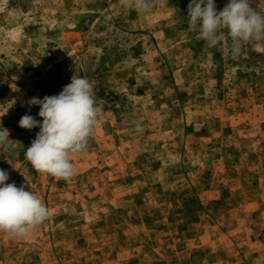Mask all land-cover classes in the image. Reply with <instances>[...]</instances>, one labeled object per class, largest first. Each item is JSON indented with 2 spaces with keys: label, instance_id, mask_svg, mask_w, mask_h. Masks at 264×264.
Listing matches in <instances>:
<instances>
[{
  "label": "rangeland",
  "instance_id": "1",
  "mask_svg": "<svg viewBox=\"0 0 264 264\" xmlns=\"http://www.w3.org/2000/svg\"><path fill=\"white\" fill-rule=\"evenodd\" d=\"M190 2L0 0V169L50 210L28 238L0 232V264H264V41L231 58L224 30L209 48ZM74 74L94 83L99 124L64 181L33 169L39 128L18 122L42 121L26 101Z\"/></svg>",
  "mask_w": 264,
  "mask_h": 264
},
{
  "label": "clouds",
  "instance_id": "2",
  "mask_svg": "<svg viewBox=\"0 0 264 264\" xmlns=\"http://www.w3.org/2000/svg\"><path fill=\"white\" fill-rule=\"evenodd\" d=\"M125 7L147 13L155 8L157 0H122ZM189 31L198 34L209 48L224 40V30L231 39L224 55L237 58L245 43L264 41V14L256 11L250 0H228L220 11L214 0H191L187 6ZM39 106L37 120L25 114L19 127L27 130L39 128L35 139L24 155L33 169L57 180L68 181L78 172L72 162L74 154H86L88 140L99 124L95 85L87 77L74 74L71 82L57 95L32 97L26 101ZM135 131H143L135 122ZM0 149H12L7 129L0 130ZM7 171L0 169V232L11 239L28 238L49 217L50 210L33 191L22 185L6 183Z\"/></svg>",
  "mask_w": 264,
  "mask_h": 264
}]
</instances>
